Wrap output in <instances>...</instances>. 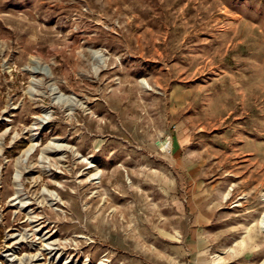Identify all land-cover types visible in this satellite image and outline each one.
Returning a JSON list of instances; mask_svg holds the SVG:
<instances>
[{"label":"rangeland","instance_id":"rangeland-1","mask_svg":"<svg viewBox=\"0 0 264 264\" xmlns=\"http://www.w3.org/2000/svg\"><path fill=\"white\" fill-rule=\"evenodd\" d=\"M263 262L264 0H0V264Z\"/></svg>","mask_w":264,"mask_h":264},{"label":"bare ground","instance_id":"bare-ground-1","mask_svg":"<svg viewBox=\"0 0 264 264\" xmlns=\"http://www.w3.org/2000/svg\"><path fill=\"white\" fill-rule=\"evenodd\" d=\"M156 146L161 151H164V150L168 149V147L170 146V142L167 139L160 140V141H157ZM262 264H264V262Z\"/></svg>","mask_w":264,"mask_h":264}]
</instances>
